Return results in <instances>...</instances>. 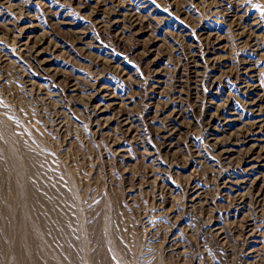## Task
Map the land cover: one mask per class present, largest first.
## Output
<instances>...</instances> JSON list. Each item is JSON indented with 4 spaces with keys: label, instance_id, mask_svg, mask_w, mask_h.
<instances>
[{
    "label": "rangeland",
    "instance_id": "obj_1",
    "mask_svg": "<svg viewBox=\"0 0 264 264\" xmlns=\"http://www.w3.org/2000/svg\"><path fill=\"white\" fill-rule=\"evenodd\" d=\"M263 111L264 0H0V264H264Z\"/></svg>",
    "mask_w": 264,
    "mask_h": 264
},
{
    "label": "bare ground",
    "instance_id": "obj_2",
    "mask_svg": "<svg viewBox=\"0 0 264 264\" xmlns=\"http://www.w3.org/2000/svg\"><path fill=\"white\" fill-rule=\"evenodd\" d=\"M99 6V5H98ZM98 10V9H97ZM107 19V18H106ZM239 20V19H238ZM134 21V20H133ZM132 21V22H133ZM131 24L133 25L134 23ZM238 25V24H237ZM129 28V27H127ZM240 30V28H239ZM245 30V29H244ZM238 31V30H237ZM245 32V31H244ZM245 36V35H244ZM216 39V38H215ZM217 40V39H216ZM238 41V40H237ZM259 46V45H258ZM258 50V49H257ZM242 61V60H241ZM238 63V62H237ZM244 63V62H243ZM246 63V62H245ZM241 66V65H240ZM238 69V68H237ZM236 69V70H237ZM245 69V68H244ZM250 69V68H249ZM247 72V71H246ZM240 73V72H239ZM236 74V73H235ZM247 74V73H246ZM174 91V90H173ZM199 92V91H197ZM202 95V94H201ZM246 103V102H245ZM254 103V102H253ZM244 105V104H243ZM245 107V106H244ZM257 112V111H256ZM262 112V111H261ZM264 112V111H263ZM181 114V113H180ZM258 120V119H257ZM252 128L259 126L257 125V121H255L254 124H252ZM262 126V125H261ZM253 130L249 132H245L247 135L251 134ZM247 137V136H246ZM243 139V138H242ZM222 155L226 156V153H221ZM260 156V155H259ZM245 157H249L246 155ZM226 157H223L225 159ZM244 158V157H243ZM228 182V181H227ZM225 183V182H224ZM224 187V186H223ZM227 187V183H225V188ZM230 187V186H229ZM251 191L252 189L247 192L246 195H240L236 197L234 200H237L238 205H242L243 203L246 202V199L255 206L256 211L258 212L264 205V194L261 193V191H257L255 194H253ZM185 197V196H184ZM261 199V200H260ZM212 229V228H211ZM242 230L246 234L247 237H251L259 232V231H264V215L263 214H256L255 216L249 218L246 222H244L242 226ZM258 242V241H257ZM262 242V241H261ZM249 255V254H248Z\"/></svg>",
    "mask_w": 264,
    "mask_h": 264
}]
</instances>
